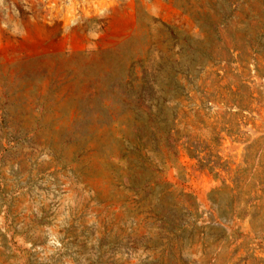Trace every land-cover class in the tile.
<instances>
[{
    "label": "rangeland",
    "instance_id": "374dc122",
    "mask_svg": "<svg viewBox=\"0 0 264 264\" xmlns=\"http://www.w3.org/2000/svg\"><path fill=\"white\" fill-rule=\"evenodd\" d=\"M0 264H264V0H0Z\"/></svg>",
    "mask_w": 264,
    "mask_h": 264
},
{
    "label": "trees",
    "instance_id": "16d2710c",
    "mask_svg": "<svg viewBox=\"0 0 264 264\" xmlns=\"http://www.w3.org/2000/svg\"><path fill=\"white\" fill-rule=\"evenodd\" d=\"M187 154L190 156V157H193L194 159H198V156L197 155H194L195 152L193 153L192 151H190L188 148L185 149ZM197 154V153H196ZM199 162V161H198ZM200 163V162H199Z\"/></svg>",
    "mask_w": 264,
    "mask_h": 264
}]
</instances>
